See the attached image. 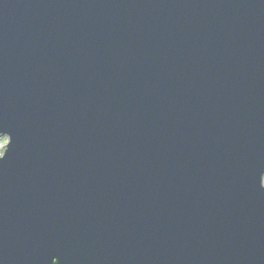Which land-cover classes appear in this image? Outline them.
Segmentation results:
<instances>
[{"label":"water","instance_id":"1","mask_svg":"<svg viewBox=\"0 0 264 264\" xmlns=\"http://www.w3.org/2000/svg\"><path fill=\"white\" fill-rule=\"evenodd\" d=\"M4 138L0 264H264V0H0Z\"/></svg>","mask_w":264,"mask_h":264},{"label":"rangeland","instance_id":"2","mask_svg":"<svg viewBox=\"0 0 264 264\" xmlns=\"http://www.w3.org/2000/svg\"><path fill=\"white\" fill-rule=\"evenodd\" d=\"M3 143H6V139L5 138L2 139L1 142H0V144H3ZM263 184H264V177H263Z\"/></svg>","mask_w":264,"mask_h":264},{"label":"snow or ice","instance_id":"3","mask_svg":"<svg viewBox=\"0 0 264 264\" xmlns=\"http://www.w3.org/2000/svg\"><path fill=\"white\" fill-rule=\"evenodd\" d=\"M52 261H53V259H52Z\"/></svg>","mask_w":264,"mask_h":264}]
</instances>
